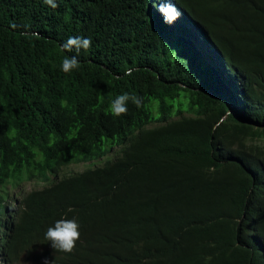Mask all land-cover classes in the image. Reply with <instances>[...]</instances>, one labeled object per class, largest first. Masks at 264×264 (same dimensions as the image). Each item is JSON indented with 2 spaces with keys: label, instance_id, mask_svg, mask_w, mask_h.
Wrapping results in <instances>:
<instances>
[{
  "label": "trees",
  "instance_id": "16d2710c",
  "mask_svg": "<svg viewBox=\"0 0 264 264\" xmlns=\"http://www.w3.org/2000/svg\"><path fill=\"white\" fill-rule=\"evenodd\" d=\"M55 2L0 0V264H264V0Z\"/></svg>",
  "mask_w": 264,
  "mask_h": 264
},
{
  "label": "clouds",
  "instance_id": "9594fccd",
  "mask_svg": "<svg viewBox=\"0 0 264 264\" xmlns=\"http://www.w3.org/2000/svg\"><path fill=\"white\" fill-rule=\"evenodd\" d=\"M43 2L55 9L58 4L55 0H43ZM156 10L164 18V22L174 25L180 18H183L182 10L176 3L172 4L171 0H155ZM92 41L85 37H69L66 42L61 45V51L66 53H75L74 55H66L61 62L60 70L69 74L80 67L78 59L81 51H87L91 47ZM204 55V53H202ZM205 56V55H204ZM206 57V56H205ZM208 60V57H206ZM132 69L125 70V75H131ZM131 101L137 107L141 106V98L135 95L124 93L117 96L110 104L109 111L115 117L127 114V104ZM80 225L76 218H61L55 221L53 226L48 227L44 234V239L48 241L51 247L57 252L71 253L76 242L80 239ZM44 264H48L45 260Z\"/></svg>",
  "mask_w": 264,
  "mask_h": 264
},
{
  "label": "rangeland",
  "instance_id": "374dc122",
  "mask_svg": "<svg viewBox=\"0 0 264 264\" xmlns=\"http://www.w3.org/2000/svg\"><path fill=\"white\" fill-rule=\"evenodd\" d=\"M208 62L211 64V66L215 67V60H214V57L212 55H209L208 57ZM187 116H189V114H186ZM177 118V117H176ZM261 144H264V143H261ZM118 149L112 151V152H109L108 154H106V156H104L103 158L101 159H95L91 162H87V163H81V164H73V165H70L71 166V170L70 171L69 169L67 171L64 172V175L65 174H69L70 172H75V171H80L82 172L81 170L83 169H89V168H93V167H96V166H102L104 165L107 161L109 160H112L115 156V153L117 152ZM49 184V183H48ZM43 186H45V183H27L26 185H24V190L26 193H29L31 191H37V190H40ZM18 193V191L16 190V194ZM19 194V193H18Z\"/></svg>",
  "mask_w": 264,
  "mask_h": 264
}]
</instances>
